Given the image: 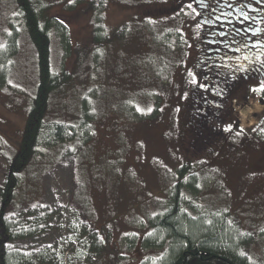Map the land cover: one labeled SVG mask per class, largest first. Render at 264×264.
Instances as JSON below:
<instances>
[{"label":"rangeland","instance_id":"rangeland-1","mask_svg":"<svg viewBox=\"0 0 264 264\" xmlns=\"http://www.w3.org/2000/svg\"><path fill=\"white\" fill-rule=\"evenodd\" d=\"M41 1L67 28L63 47L53 31L50 48L53 65L70 76L51 94L44 117L80 125L85 136L29 162L22 183L27 179L31 187L18 193L19 214L44 221L34 235L10 245L35 256L48 249L51 264H138L162 252L148 251L144 235L150 219L169 205L175 171L185 161L197 167L191 182L202 202L195 210L228 213V222L251 236L246 253L264 264V139L246 140L264 116V102L238 103L241 120L229 118L232 127L216 143L208 130L191 129L189 95L197 86L190 83L192 51L182 46L192 30L187 33L176 12L179 0H105L101 9L99 0ZM13 2L0 0V183L19 153L39 81L34 43L10 23ZM124 25L125 33L115 36ZM198 134L200 142L208 139L192 147ZM82 218L101 235L104 257L88 251L96 234L81 235Z\"/></svg>","mask_w":264,"mask_h":264},{"label":"trees","instance_id":"trees-1","mask_svg":"<svg viewBox=\"0 0 264 264\" xmlns=\"http://www.w3.org/2000/svg\"><path fill=\"white\" fill-rule=\"evenodd\" d=\"M99 1L98 5L100 4L101 9L105 0ZM41 3L40 0H14L15 13L10 20L15 34L20 31V34L30 37L34 43L39 81L29 109L28 122L19 153L11 162L4 182L0 183V264H51L46 260L49 254L48 249L39 251L40 253L35 256L10 245L15 239L34 235V228L41 227L44 221L40 218L29 220L24 214H19L21 203L18 200V193L24 187L26 189L31 187L27 179L22 183L24 181L22 175L29 162L32 159H39V156L46 150H49L46 153L49 158L53 155L52 151H60L61 146L66 144H80V138L84 139L85 136L80 125L76 126L75 123L62 120L47 121L44 117L49 107L51 94L61 90L63 85L69 82L70 76L67 70H63L62 65L58 67L53 65L50 48L53 31L56 32L63 47V41L68 40L67 28L64 24H56V17L46 14L45 5L42 1ZM96 16L100 17L99 14ZM101 30V26L95 30L96 45L100 42ZM125 31L126 26L124 25L114 35L119 37ZM106 40L102 39L103 42ZM185 46H187L186 41L182 48L185 49ZM4 71L5 68H2L1 73L3 74ZM87 102L89 103L88 99ZM87 102L85 101L81 106L85 120L90 116V103ZM255 128H257L256 131L246 140L257 142L256 138L264 139V125L261 124ZM220 135L223 136L222 131ZM229 136L237 137L234 134ZM220 138L214 137L213 143ZM229 143L230 140L226 142L227 145ZM229 150H231L230 146L225 148V152ZM211 153L212 151L209 150L208 155ZM212 158L216 162L214 154ZM195 168L197 167L193 163L185 161L177 167L175 182L172 183L171 188L170 203L150 219L149 227L151 228L144 235L145 248L148 251L158 249L162 252L156 254L158 256L150 254L138 264H191L192 262L197 264H258L246 253L247 244L252 241L251 236L246 231L244 232V228L239 224L233 221L228 222V213L225 212L226 215L224 211L219 210L221 214L208 216L211 214L207 215L204 209L201 212L195 210L196 201L202 202L198 200L199 194L195 182H191V180L196 181ZM26 199L34 201L30 195ZM82 219L86 229H83L84 232L81 235L87 236L91 232L96 234L95 237L92 235L88 243V251L92 252L91 248H94L95 256L98 254L104 257L106 255L102 251L104 245L97 242L101 235L97 230L93 231L88 227L86 218ZM31 228H33L32 231ZM74 228L76 227L72 226L71 231Z\"/></svg>","mask_w":264,"mask_h":264},{"label":"flooded vegetation","instance_id":"flooded-vegetation-1","mask_svg":"<svg viewBox=\"0 0 264 264\" xmlns=\"http://www.w3.org/2000/svg\"><path fill=\"white\" fill-rule=\"evenodd\" d=\"M176 9L187 33L192 30L185 50L192 51L190 83L197 88L189 95V125L220 138L232 127L229 118L241 120L234 111L238 103L264 102V0H179ZM201 137L192 147L208 139Z\"/></svg>","mask_w":264,"mask_h":264}]
</instances>
